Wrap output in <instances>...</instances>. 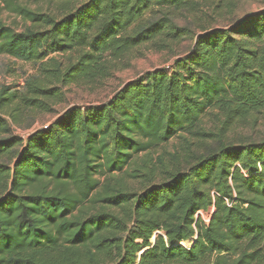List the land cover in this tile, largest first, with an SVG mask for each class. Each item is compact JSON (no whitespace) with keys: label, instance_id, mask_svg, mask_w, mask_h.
<instances>
[{"label":"trees","instance_id":"16d2710c","mask_svg":"<svg viewBox=\"0 0 264 264\" xmlns=\"http://www.w3.org/2000/svg\"><path fill=\"white\" fill-rule=\"evenodd\" d=\"M239 1L65 0L54 13L0 0V54L41 74L0 88V264H264V139L229 135L264 113V11L204 28L171 67L105 103L13 134L64 88L180 44L192 33L184 13L232 14ZM212 208L206 223L198 213Z\"/></svg>","mask_w":264,"mask_h":264},{"label":"rangeland","instance_id":"374dc122","mask_svg":"<svg viewBox=\"0 0 264 264\" xmlns=\"http://www.w3.org/2000/svg\"><path fill=\"white\" fill-rule=\"evenodd\" d=\"M64 2L65 0H19L20 4L30 9L54 13L60 12L59 7ZM0 4L4 6L3 2H0ZM262 11H264V0H241L237 4L234 13L225 14L224 12L220 16L217 15L218 12H214V8L201 4L198 11L193 14L184 13L177 19L179 25L188 26L192 30V33L180 44L164 50L143 47L135 53L137 55L134 54V57L121 62L118 66L119 68L113 70L112 75L101 81V83L90 87L71 85L64 88V101L54 105L51 113H38L35 121L28 128L13 125V134L26 139L36 130L50 125L71 106L105 103L128 82L136 80L155 69L171 67L177 58L189 53L194 46L198 34L202 33L204 28L228 27L232 22H237L251 14ZM2 18L6 24L11 25L18 31L23 30L26 26L24 20L7 9L3 10ZM59 58L62 59L64 56H59ZM31 76L41 77L37 66L8 55L0 54V88L7 86L13 90H22L26 79ZM206 121L209 122L208 117ZM229 135L231 139L238 141L247 139L249 141H258L264 139V113L257 115L256 121H251L248 126L232 130ZM177 142V139L172 140L166 148L172 150L174 144ZM213 212L214 209L212 208L208 212L201 211L198 214L202 216L206 223H209ZM183 244L189 246L191 241L183 242Z\"/></svg>","mask_w":264,"mask_h":264},{"label":"built area","instance_id":"2783aa9c","mask_svg":"<svg viewBox=\"0 0 264 264\" xmlns=\"http://www.w3.org/2000/svg\"><path fill=\"white\" fill-rule=\"evenodd\" d=\"M45 127H47V126H45Z\"/></svg>","mask_w":264,"mask_h":264}]
</instances>
